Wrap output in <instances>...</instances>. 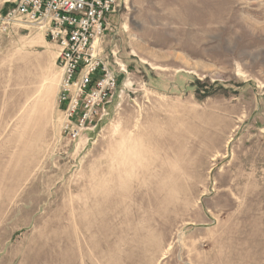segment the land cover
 Masks as SVG:
<instances>
[{
	"label": "rangeland",
	"instance_id": "374dc122",
	"mask_svg": "<svg viewBox=\"0 0 264 264\" xmlns=\"http://www.w3.org/2000/svg\"><path fill=\"white\" fill-rule=\"evenodd\" d=\"M111 21L117 94L73 141L57 45L0 19V264H264V0Z\"/></svg>",
	"mask_w": 264,
	"mask_h": 264
},
{
	"label": "built area",
	"instance_id": "2783aa9c",
	"mask_svg": "<svg viewBox=\"0 0 264 264\" xmlns=\"http://www.w3.org/2000/svg\"><path fill=\"white\" fill-rule=\"evenodd\" d=\"M119 7L120 0H16L0 17L5 30L22 20L57 45L62 130L73 141L108 118L117 94L118 73L99 52L97 42L113 27L111 16Z\"/></svg>",
	"mask_w": 264,
	"mask_h": 264
}]
</instances>
